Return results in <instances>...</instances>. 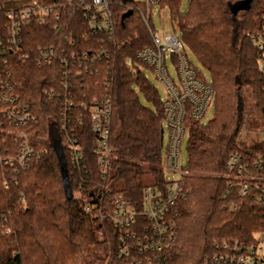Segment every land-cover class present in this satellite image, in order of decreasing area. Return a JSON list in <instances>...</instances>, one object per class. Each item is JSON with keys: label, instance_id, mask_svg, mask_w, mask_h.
Wrapping results in <instances>:
<instances>
[{"label": "trees", "instance_id": "16d2710c", "mask_svg": "<svg viewBox=\"0 0 264 264\" xmlns=\"http://www.w3.org/2000/svg\"><path fill=\"white\" fill-rule=\"evenodd\" d=\"M108 1L113 5L115 40L89 33L81 11L67 6L61 9L59 20L53 16L43 24H30L26 43L36 47L61 43L72 49L69 42L75 39L77 52L93 56L97 50L107 51L108 58L99 59L95 67L86 65L99 74L83 73L72 81L75 100L98 97L112 104L110 143L114 154L107 180L99 175L94 151L97 141L89 124L79 125L77 130L93 183H106L112 199L128 197L141 208L142 178L146 173L153 177L154 185H166L161 143L164 109L158 89L142 70L147 67L136 60L137 53L152 44L142 18L134 10L140 5L130 0L125 5H120L122 0ZM181 4L182 0H161L160 7L169 8L186 48L210 73L215 99L213 119L206 124L187 118L188 162L183 167L186 194L175 207L177 240L167 264H203L216 243L251 242L257 232L264 230V203H257L254 197L258 192L255 184H264V143L253 147L237 143L242 119L239 101L246 89L252 90L256 107L264 113V76L248 37L263 28L264 0H189L183 13ZM128 7L133 14L122 24ZM6 21V14L0 12V36L4 39ZM55 25L62 28L59 35ZM6 56L11 61L15 92L34 117L24 130L42 140L48 153L19 174L12 167H0V217L5 216L6 225L14 231L11 237L0 232V264H112L120 232L110 219L99 221L84 209L88 197L104 196L106 190L90 187L79 191L81 199L75 198L78 189L73 180L79 174L63 152L72 195L68 200L59 157L52 144L61 104L58 95L48 97L46 92L59 89L61 67L58 63L38 67L32 60H19L10 53ZM141 96L155 108L145 106ZM1 110L0 106V124L4 122ZM4 141L15 155L13 138L3 135L1 153H6ZM234 154L247 167L242 176L251 175L253 179L228 176L227 165ZM259 162L262 168L256 166ZM244 181L249 183V192L240 196ZM230 183L233 187H229ZM231 204L237 206L235 211L230 209ZM111 208L112 205L108 213Z\"/></svg>", "mask_w": 264, "mask_h": 264}, {"label": "built area", "instance_id": "2783aa9c", "mask_svg": "<svg viewBox=\"0 0 264 264\" xmlns=\"http://www.w3.org/2000/svg\"><path fill=\"white\" fill-rule=\"evenodd\" d=\"M161 0H142V6L134 10L142 18L152 44L141 49L136 60L149 68L156 80L162 85L165 98L162 99L164 109L163 130L168 133V145L163 153L162 167L166 172L176 173L178 177L167 180L164 187L158 185L144 186L141 208L137 207L128 197L111 198L106 183L102 186L93 183V176L88 173L89 161L86 158L77 126L89 124L91 134L96 139L94 149L98 159L99 175L107 180L112 170L113 148L111 147V129L113 107L109 99L98 97L83 101L75 100L73 79L84 74H99L87 64L95 67L101 58H108L104 49L90 56L87 52H77L75 39L66 48L61 43L49 45H27V27L33 22L43 24L54 16L61 17V9L67 6L81 11L85 27L89 33L102 34L109 41L115 40L116 26L114 22L113 5L108 0H0V12L6 14L4 24L6 38L0 36V106L3 121L0 124V136H10L17 146L16 154L3 142L5 154L0 150V167L8 166L15 174L28 171L35 163L47 155L48 151L42 140L32 137L24 128L34 118L27 106H22L20 97L13 85V69L10 59L13 54L19 60H32L38 67L59 64L61 81L59 89L46 92L48 97L58 95L61 107L59 109V125L55 127V137L78 178L73 180V186L79 191L90 187H102L106 191L101 195H91L87 198L85 211L94 214L98 220L110 219L112 225L120 232L118 248L112 264H167L170 251L177 240L175 207L185 197V180L182 166V149L188 135L187 118L203 123L208 119V113L214 106V91L211 82L197 68L191 52L186 48L181 36L175 31L171 34L159 33L153 24V11L160 7ZM120 5H124L122 2ZM127 10H132L128 7ZM59 35L62 28L54 26ZM89 35H86V38ZM249 39L259 56L261 73L264 76V24L261 31L250 34ZM104 42L101 39L100 44ZM92 63V65H91ZM129 65L132 61L128 62ZM169 67L176 71V78L169 72ZM61 92V95L59 94ZM264 113L262 112L261 128L253 131L252 141L256 134H261L259 143H264ZM164 138V137H163ZM39 144V146H37ZM163 145V144H162ZM256 166L262 168V162ZM228 175L234 179L251 180V175L242 176L247 167L242 164L239 155H232L228 162ZM238 171L239 174H236ZM5 184L9 181L5 178ZM229 187H233L230 183ZM257 193L254 195L257 203H264V184H255ZM249 192V183L244 181L239 195ZM228 194V193H227ZM109 199V201L107 200ZM93 201L91 203L89 201ZM96 201V202H95ZM112 205L111 212L108 207ZM235 211L237 206L231 204ZM6 217H0V232L9 237L14 231L6 225ZM203 264H264V230L254 235V240L246 242L216 243L214 252Z\"/></svg>", "mask_w": 264, "mask_h": 264}, {"label": "rangeland", "instance_id": "374dc122", "mask_svg": "<svg viewBox=\"0 0 264 264\" xmlns=\"http://www.w3.org/2000/svg\"><path fill=\"white\" fill-rule=\"evenodd\" d=\"M133 1L139 5L142 6V0H130ZM189 0H182L180 11L181 13L185 12L188 7ZM153 24L155 29L159 33H165V34H171L175 31H179L177 29V26L172 21V16L170 14L168 7H156L153 11ZM180 35V34H179ZM181 36V35H180ZM192 55V53H191ZM192 58L194 62L196 63L197 68L202 72V75L207 78L209 82H211V75L210 73L200 64L198 60L195 59V57L192 55ZM142 70L145 72L146 76L149 78V80L154 84V86L158 89L159 95L161 99L165 98V92L162 87V85L156 80L153 72L148 68H142ZM169 72L173 74V76L176 78V71L174 68L169 67ZM142 103L147 107H152V103L148 102L143 96H141ZM239 107H241L242 111V119L239 126L238 131V137H237V143L241 145H245L246 147H253L255 144L259 143L261 140V134H256V141H252L253 137V131H257L261 128V122L262 119V111L256 107V99L253 97V92L250 89H246L243 92V96L240 98L239 101ZM214 116V109L212 108L208 113V119L203 122V124H206L208 121L213 119ZM260 119V120H259ZM187 140L188 135L186 136L185 143L182 149V166H187L188 162V153H187ZM168 145V133L165 131L164 139H163V153L165 152ZM163 168V167H162ZM178 177L176 173L172 172H166L165 178L167 180H174ZM142 183L144 186H151L153 185V177L146 173L142 178ZM74 197L77 199H81L82 196L78 192L74 193Z\"/></svg>", "mask_w": 264, "mask_h": 264}, {"label": "water", "instance_id": "95a60500", "mask_svg": "<svg viewBox=\"0 0 264 264\" xmlns=\"http://www.w3.org/2000/svg\"><path fill=\"white\" fill-rule=\"evenodd\" d=\"M127 1L128 0H122V3L125 5L127 3ZM132 14H133L132 10H127V12L122 15V24H123L124 20L127 19L128 17H130ZM163 137H164V130L162 129L161 130V143L162 144H163V139H164ZM51 140H52L53 147L57 151V154L59 157L60 170H61V175H62L63 181H64V188H65L66 196H67V199L70 200L72 198V195H71V187H70V184L68 182V177H67L65 156L63 153V149L59 144V141L55 137V131L54 130L52 131Z\"/></svg>", "mask_w": 264, "mask_h": 264}]
</instances>
